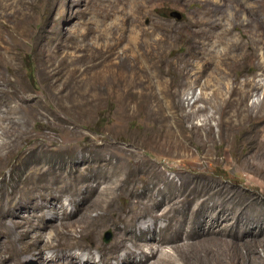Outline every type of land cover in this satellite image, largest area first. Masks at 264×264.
<instances>
[{"label": "rangeland", "instance_id": "rangeland-1", "mask_svg": "<svg viewBox=\"0 0 264 264\" xmlns=\"http://www.w3.org/2000/svg\"><path fill=\"white\" fill-rule=\"evenodd\" d=\"M0 35L6 77L36 95V120L20 130L39 136L49 165H105L126 148L122 180L136 195L116 204L161 203L152 212L164 218L144 216L157 240L178 227L201 242L205 223L221 230L220 248L239 243L241 255L264 260V0H0ZM21 113L16 121L29 116ZM3 177L8 190L16 176L7 168ZM115 238L105 227L100 243Z\"/></svg>", "mask_w": 264, "mask_h": 264}, {"label": "bare ground", "instance_id": "bare-ground-1", "mask_svg": "<svg viewBox=\"0 0 264 264\" xmlns=\"http://www.w3.org/2000/svg\"><path fill=\"white\" fill-rule=\"evenodd\" d=\"M8 45L0 35V92L4 84L11 83L5 71L11 64ZM12 74L16 75V69H12ZM11 84L14 86L12 99L5 105L6 112L0 111V264H264V260H259L254 253L252 256L241 255L239 243L230 242L224 244V249L220 248L221 230L214 231L205 223L198 234L205 238L201 242L194 240L195 232L180 229L181 232L178 227L169 231L166 238L157 240L156 231L145 226V215L151 216L153 224L164 218L163 213L156 215L152 212L161 203L148 205L131 198L125 208L116 204L126 193L131 197L136 195L133 190L126 189L122 180L128 170L124 160L131 155L126 148L115 149L112 153L115 162L105 165L83 167L81 161L70 167L49 165L52 155L48 148L33 144L39 136L35 137L27 129L20 130V127L36 120L29 114L36 95L16 80ZM3 105L4 102L0 101V109ZM18 112L29 116L23 117L25 121H16L13 116ZM43 125L46 129L51 127L49 123ZM24 141L29 147L25 152L22 150L24 157L22 155L21 163L16 165L13 161ZM64 150L59 147L55 152L63 154ZM7 168H11L16 176L8 190L3 177ZM103 175L105 180L99 179ZM105 227H112L116 233V238L107 247L100 243ZM46 231L50 232L48 238ZM150 241H155L158 246L154 249ZM169 243L175 254L162 252L161 246ZM90 249L99 253L98 260H94ZM75 250L85 252L83 262L78 260L81 255ZM46 252L49 253L47 261L44 260Z\"/></svg>", "mask_w": 264, "mask_h": 264}, {"label": "water", "instance_id": "water-1", "mask_svg": "<svg viewBox=\"0 0 264 264\" xmlns=\"http://www.w3.org/2000/svg\"><path fill=\"white\" fill-rule=\"evenodd\" d=\"M169 16L171 17V18H175L176 20H181V14L179 13V12H177V11H172V12H170L169 13ZM110 239V234L109 233H107L106 234V238H105V240H109Z\"/></svg>", "mask_w": 264, "mask_h": 264}]
</instances>
